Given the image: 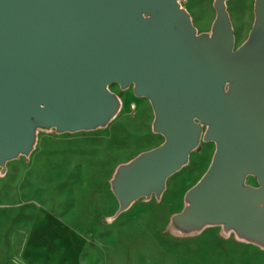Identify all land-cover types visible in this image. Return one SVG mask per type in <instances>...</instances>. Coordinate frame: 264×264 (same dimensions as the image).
Wrapping results in <instances>:
<instances>
[{
  "label": "water",
  "instance_id": "obj_1",
  "mask_svg": "<svg viewBox=\"0 0 264 264\" xmlns=\"http://www.w3.org/2000/svg\"><path fill=\"white\" fill-rule=\"evenodd\" d=\"M182 1L0 0V176L29 158L40 131L104 128L122 106L110 86L131 87L163 140L114 167L117 208L104 220L138 199L159 201L168 177L212 141L206 170L162 232L182 239L219 227L221 239L264 250V0L253 1L237 47L227 0H212L200 32Z\"/></svg>",
  "mask_w": 264,
  "mask_h": 264
},
{
  "label": "rangeland",
  "instance_id": "obj_2",
  "mask_svg": "<svg viewBox=\"0 0 264 264\" xmlns=\"http://www.w3.org/2000/svg\"><path fill=\"white\" fill-rule=\"evenodd\" d=\"M253 1H226L235 47L251 27ZM182 5L197 30L210 28L212 0H183ZM110 88L120 94L122 106L104 128L40 131L28 159L7 162L0 176V264H82L83 250L88 254L96 243L117 244L115 251H107V264H226L238 254L237 247H255L218 245L219 227L182 239L162 232L170 214L181 209L185 191L206 170L212 141H201L188 162L168 177L159 201L138 199L113 221L104 220L117 208L108 182L114 167L163 140L150 129L153 113L146 97L134 95L131 87ZM247 182L256 183L251 176ZM122 249L129 252L121 255Z\"/></svg>",
  "mask_w": 264,
  "mask_h": 264
},
{
  "label": "crops",
  "instance_id": "obj_3",
  "mask_svg": "<svg viewBox=\"0 0 264 264\" xmlns=\"http://www.w3.org/2000/svg\"><path fill=\"white\" fill-rule=\"evenodd\" d=\"M97 236H103V235H97ZM109 236V235H108ZM99 240L100 239H104L106 240V237H98ZM115 237H111L110 239H114ZM115 240V239H114ZM234 240V239H233ZM235 241L232 242L231 238L229 239H220L218 240V245L220 244V246L222 245H229V244H246V243H238L237 241L234 243ZM95 245H97L96 248H89L88 254H86L87 252L85 250H83V259H82V264H107L110 260H108L107 258V251H115L116 245L115 243L109 244L110 248H105L106 245L103 244V246H101L100 243H96ZM252 245V244H249ZM235 245H232V247ZM255 246V245H252ZM104 247V248H103ZM119 250V249H118ZM236 254L237 255H233L228 257L227 259V263L226 264H264V250L258 248L257 246L253 247V248H243V247H237L235 249ZM103 252L102 255L98 254L99 252ZM125 249L121 250V255L122 252H125ZM129 252V251H126ZM250 252L252 254H250ZM252 255V257H250ZM213 261L208 262L207 264H213ZM216 264V263H214Z\"/></svg>",
  "mask_w": 264,
  "mask_h": 264
},
{
  "label": "flooded vegetation",
  "instance_id": "obj_4",
  "mask_svg": "<svg viewBox=\"0 0 264 264\" xmlns=\"http://www.w3.org/2000/svg\"><path fill=\"white\" fill-rule=\"evenodd\" d=\"M190 13V12H189ZM209 30V29H208ZM206 31V30H205ZM198 32H200L199 30H198Z\"/></svg>",
  "mask_w": 264,
  "mask_h": 264
}]
</instances>
